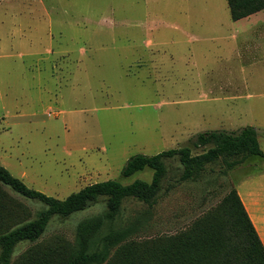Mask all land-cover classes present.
<instances>
[{
    "label": "rangeland",
    "instance_id": "374dc122",
    "mask_svg": "<svg viewBox=\"0 0 264 264\" xmlns=\"http://www.w3.org/2000/svg\"><path fill=\"white\" fill-rule=\"evenodd\" d=\"M227 2L0 0V163L30 187L65 198L108 179L151 181L150 168L124 177L126 161L185 146L204 131L253 126L264 150V62L242 65L249 56L238 38H216L242 26L230 20ZM185 28L203 37L190 39ZM150 50L161 51L159 71L137 65ZM167 164L169 192L153 207L126 199L117 226L140 219L137 238L175 234L235 188L264 237V158L226 173L217 162L182 183L179 160ZM7 189L37 214L41 204ZM105 210L100 200L55 216L40 242L57 234L74 242L77 224ZM33 245L18 244L13 261Z\"/></svg>",
    "mask_w": 264,
    "mask_h": 264
},
{
    "label": "trees",
    "instance_id": "16d2710c",
    "mask_svg": "<svg viewBox=\"0 0 264 264\" xmlns=\"http://www.w3.org/2000/svg\"><path fill=\"white\" fill-rule=\"evenodd\" d=\"M228 5L231 18L238 20L264 9V0H228ZM199 148L203 150L195 152ZM254 156L264 158L255 127L237 132L204 131L185 146L153 155L135 154L126 161L121 170L124 177L150 168L151 181L108 179L88 184L65 198L30 187L0 163V264H264V242L235 188L189 228L175 234L137 238L134 233L141 226L140 219L116 224L126 199L153 207L163 192H169L174 185L168 180L165 184L169 159L179 160L182 170L177 182L182 183L202 179L217 162L226 173ZM7 188L41 204L37 214ZM100 200L105 201L106 210L80 221L74 242L62 234L40 242L55 216L70 217ZM23 241L34 245L14 262L15 249Z\"/></svg>",
    "mask_w": 264,
    "mask_h": 264
},
{
    "label": "crops",
    "instance_id": "0c3cea01",
    "mask_svg": "<svg viewBox=\"0 0 264 264\" xmlns=\"http://www.w3.org/2000/svg\"><path fill=\"white\" fill-rule=\"evenodd\" d=\"M227 8H229L228 2H227ZM230 11V9H229ZM224 13V19H220V24L224 25V23L227 22V20L225 19V14H226V10H223ZM230 20H233L231 18V13H230ZM235 22V24H242L241 28L239 30H236L237 32L233 33L231 32L229 35L224 36V34H222L221 28L217 31L220 32V34L218 36H216V38H229V37H235L238 38V40L240 41L238 43V49L241 53V55L244 54L249 57H247V59L241 60L240 63H242V65L245 66H251V65H255L257 63H263L264 62V56H262V53L264 52V9L257 11L253 14H250L249 16H246L244 18L238 19V20H233ZM234 24V23H232ZM177 27H179L177 25ZM184 33L186 35L190 36L191 38H200L203 37L200 34H197L195 31L189 30L187 28L183 29ZM161 51L159 50H150L148 55L143 54V56H141V58L137 59V65L140 66L141 68H146L149 69V71H159V69L161 68L162 65H164V61L162 59L157 58V56L159 55ZM242 56H245V55ZM146 56V57H144ZM172 58V61L174 62V56L171 55L170 59ZM248 198L250 199L249 204H251V207H254L255 204V200H252V194L248 193ZM243 202L246 206V203L243 199ZM247 210L250 214V217L252 219V221L254 222L263 242H264V237L261 231H259V227L255 222L254 217L252 216L251 212L249 211L250 207H247Z\"/></svg>",
    "mask_w": 264,
    "mask_h": 264
},
{
    "label": "bare ground",
    "instance_id": "6f19581e",
    "mask_svg": "<svg viewBox=\"0 0 264 264\" xmlns=\"http://www.w3.org/2000/svg\"><path fill=\"white\" fill-rule=\"evenodd\" d=\"M248 200H249V199H248ZM248 206H249V205H248ZM248 206H247V207H248ZM252 212H253V211H252ZM256 213H257V212H256ZM259 231H260V230H259Z\"/></svg>",
    "mask_w": 264,
    "mask_h": 264
}]
</instances>
